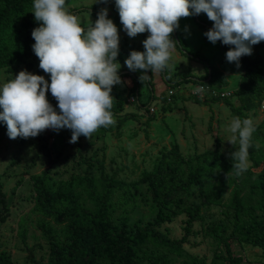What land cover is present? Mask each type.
I'll use <instances>...</instances> for the list:
<instances>
[{"label": "trees", "instance_id": "1", "mask_svg": "<svg viewBox=\"0 0 264 264\" xmlns=\"http://www.w3.org/2000/svg\"><path fill=\"white\" fill-rule=\"evenodd\" d=\"M33 2L0 0V69L7 74L13 73L17 64L39 61L32 48L35 41L31 32L40 26L32 13ZM192 17L199 27L211 28L200 14ZM172 38L177 41L179 52L198 57L205 65V73L196 76L199 84L227 83L204 56L185 45L178 28ZM221 44L226 52L232 47ZM251 47L263 48L264 41ZM240 62L243 75L238 87L230 96H217L216 100H222L233 117L254 119L255 108L264 103V54L253 58L245 55ZM118 74L122 77L130 73ZM148 75L150 86L151 70ZM185 79L191 80L192 76ZM133 82L137 85L135 76ZM111 94L115 97L113 115L121 114L125 98L117 85ZM233 96L239 99V105L230 101ZM153 98L151 92L146 108ZM152 118L149 115L147 122ZM129 119L119 118L117 128ZM256 125L248 149L250 167L240 175L235 174L230 157L238 148L233 147L228 156L224 155L218 137L214 138L213 148L188 156L181 154L177 144L162 148L153 168L144 170L133 181L120 179L116 172L97 174L96 165L101 164L97 150L84 156V172L68 179H60L50 168L32 174V195L27 200L32 203L30 212L37 215L35 227L46 242L47 253L45 261L38 259L33 248L26 245V218L23 219L18 235L27 247L26 264H175L176 256H182L184 245L191 244V238L209 240L211 260L191 255L179 264H210L216 259L223 264H244L245 258L237 253L235 244L258 248L264 257V120ZM37 140L39 152L48 155L44 132L37 135ZM21 183L22 179L17 180L14 189ZM1 188L0 184V200L4 203ZM139 208L150 211L145 222L142 218L131 219ZM179 216L182 234L172 237L166 225ZM1 247L0 243V264H15Z\"/></svg>", "mask_w": 264, "mask_h": 264}, {"label": "rangeland", "instance_id": "2", "mask_svg": "<svg viewBox=\"0 0 264 264\" xmlns=\"http://www.w3.org/2000/svg\"><path fill=\"white\" fill-rule=\"evenodd\" d=\"M66 6L81 17L82 25L85 27L90 20L94 23L101 9L108 10V18L115 23L119 34L117 57L121 65L119 72L130 73L124 74L121 77L122 83L117 84L125 98V106L121 114L114 115V125L99 128L90 138L81 135L76 143L69 142L70 129L44 130L49 149L48 155L39 152L37 136L10 139L6 124L0 121V184L4 199V203L0 200V243L1 250H6L15 264H26L27 247L18 235L19 223L25 218L26 245L33 248L36 258L46 260V242L35 227L37 215L30 212L32 203L27 200L32 195L30 182L32 174H38L50 168L56 171L60 179H68L74 174L83 173L84 156L97 150L96 156L101 159V164H97L95 168L97 174L101 171L116 172L120 179L133 181L139 178L144 170L152 169L160 150L170 148L172 144H177L184 156L210 148L212 140L211 148H213L215 137L220 139L219 148L224 155L228 156V151L233 147H239L238 144L231 145L227 141L230 136L227 128L234 118L230 108L222 100H216L218 97L211 91L233 92L243 75L242 64L240 61L239 66L234 62H228L222 44L219 41L215 44L211 43L204 35L207 30L199 27L192 16L181 18L179 21L178 31L185 45L204 56L227 81L225 85L220 81L214 82L199 97L189 94V91L199 84L196 76L206 71L205 65L198 57L194 59L175 49L168 67L159 73H151L150 86L147 80L144 82L139 80L140 70L131 71L125 66L124 61L132 50L144 51L142 41L149 33L129 37L121 24L115 0H107L106 3L103 0H66ZM91 6H94L95 10L90 8ZM200 16L209 23L208 26L212 27V21L206 14L200 13ZM258 54H264V47L252 50L251 55L248 56L253 58ZM29 62L33 61L15 65V71L11 74L0 69V86L14 78L20 70L42 75L50 83V75L39 67V61L33 62L32 66H29ZM134 76L137 85H134ZM191 76V80L185 79ZM169 88L174 90V97L172 96L171 102L167 104L164 98ZM151 92L154 98L146 108ZM46 95L50 104L59 111L57 100L51 92L48 91ZM131 97L135 101H129ZM230 101L234 105H239V99L236 96L230 97ZM255 109L257 113L254 121L261 122L264 120V109L259 107ZM251 113L252 111L249 114ZM149 115H153V118L147 122ZM123 116H128L130 119L122 127L117 128V120ZM19 179H22V183L14 189ZM150 216L147 208H139L134 211L131 219L142 218L145 222ZM181 218L179 216L166 225L172 237H180L182 234ZM191 241V244L184 245L185 250L182 256H176L175 264L181 263L191 255L204 256L206 261L210 262L212 246L209 240L191 238ZM234 248L237 253L244 256V264H261V260L264 259L258 248L238 244H235ZM210 264H223V262L216 259Z\"/></svg>", "mask_w": 264, "mask_h": 264}, {"label": "clouds", "instance_id": "3", "mask_svg": "<svg viewBox=\"0 0 264 264\" xmlns=\"http://www.w3.org/2000/svg\"><path fill=\"white\" fill-rule=\"evenodd\" d=\"M115 6L129 37L149 33L142 41L144 51L132 50L124 61L129 70L141 71V82L149 79L148 70L159 73L168 67L177 45L172 33L181 18L206 14L212 27L204 35L213 44L232 46L226 59L237 66L242 56L251 55L252 45L264 41V0H115ZM32 13L40 22L31 32L32 48L50 83L42 75L20 70L0 86V121L8 137L26 139L49 128H67L69 142L76 143L81 135L90 138L99 128L114 125L111 93L122 80L118 29L108 10L101 9L87 27L66 0H34ZM204 90L201 84L194 93ZM48 91L59 111L48 101ZM256 129L252 117L239 116L227 128V141L239 146L230 153L236 175L250 167L248 149Z\"/></svg>", "mask_w": 264, "mask_h": 264}, {"label": "built area", "instance_id": "4", "mask_svg": "<svg viewBox=\"0 0 264 264\" xmlns=\"http://www.w3.org/2000/svg\"><path fill=\"white\" fill-rule=\"evenodd\" d=\"M199 85H201V84H198V86ZM203 87H204L205 90H207V88H209L208 86H205V85H203ZM211 92H212L213 95L219 96V97H226V96L228 97V96H230L232 94V91H229V90H226V91H214V90H212ZM173 94H174V90L169 88L167 93H166V101L167 102L171 101ZM189 94L191 96H194V97H199L201 93H199V94L194 93V89H191L189 91ZM129 101H134V98L131 97L129 99ZM260 109H264V103H262V105L260 106Z\"/></svg>", "mask_w": 264, "mask_h": 264}]
</instances>
